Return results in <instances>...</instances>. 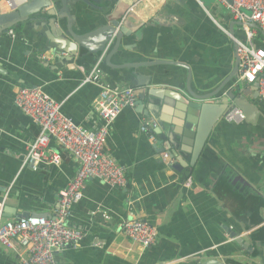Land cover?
Segmentation results:
<instances>
[{"label":"crops","instance_id":"obj_1","mask_svg":"<svg viewBox=\"0 0 264 264\" xmlns=\"http://www.w3.org/2000/svg\"><path fill=\"white\" fill-rule=\"evenodd\" d=\"M104 1L101 6L71 1L70 9L75 16L73 30L82 34L108 24V17L121 18L128 5L136 7L130 34L122 37L120 49L109 60L106 51L99 58L78 52L75 59L65 52L51 53L55 47L68 49L76 44L70 40L67 44L46 21H28L12 28L14 35L11 29L0 35V201L5 218L17 219L27 212L54 216L60 192L80 167L79 160L54 139L48 151L61 156L59 165L40 164L34 170L25 162L27 146L40 130L16 105L17 92L26 86L42 88L63 103L64 114L92 130L102 124L95 110L101 86L132 87L138 94L145 92L144 110L137 105L125 107L111 125L104 148L127 169V182L111 187L99 179L88 181L67 221L85 236L79 245L56 253L58 264H203L208 260L264 264V177L247 158L252 124L246 118L241 123L228 121L225 113L213 127L203 164L181 172L163 157L166 146L153 132L160 120L146 113L150 100H156L158 109L152 110L159 116L158 102L166 93L186 91V67L196 92L219 90L238 61L235 43L223 28L230 32L235 23V36L243 39L240 24L227 8L221 10V3L209 7L203 0ZM158 61L176 63L151 64ZM93 74L96 81H89ZM241 82L244 100L254 110L249 118L261 116L264 121V98L252 90V84ZM225 92L212 98L213 112L224 113ZM167 106L172 112L173 107ZM147 123L155 140L141 130ZM128 219L156 226L157 242L144 247L129 239L121 226ZM235 233L239 237H232ZM18 261L16 251L0 245V264Z\"/></svg>","mask_w":264,"mask_h":264},{"label":"built area","instance_id":"obj_2","mask_svg":"<svg viewBox=\"0 0 264 264\" xmlns=\"http://www.w3.org/2000/svg\"><path fill=\"white\" fill-rule=\"evenodd\" d=\"M24 2L26 0H1L0 10L12 12ZM218 2L228 8L234 20L241 23L244 32L242 40L223 28L237 44L239 80L249 84L257 82L259 93L264 98V47L255 42L257 39L264 42V0H232V4L227 0ZM251 24H257L258 28ZM9 32L15 34L12 29ZM88 79L96 81L97 77L93 74ZM137 99V92L132 87L120 89L103 84L95 101V110L102 124L90 130L64 114L63 103L52 98L42 88L26 86L17 92L16 105L40 130L27 146L25 162L34 170L40 164L59 165L61 156L48 151L53 139L80 162L75 177L60 192V205L52 217L31 215L8 219L4 216V202L0 201V245L19 254L18 264H58V251L79 245L85 234L68 226L67 221L73 204L83 198L89 180L99 179L111 187L126 184L127 169L107 154L104 148L113 122L125 107H135ZM225 118L241 123L246 115L241 108L234 106L227 111ZM141 130L151 133L150 137L155 140L148 123L143 124ZM163 157L170 159L168 152H163ZM121 226L129 239L144 247H150L158 240L157 227L147 220L128 219Z\"/></svg>","mask_w":264,"mask_h":264},{"label":"water","instance_id":"obj_3","mask_svg":"<svg viewBox=\"0 0 264 264\" xmlns=\"http://www.w3.org/2000/svg\"><path fill=\"white\" fill-rule=\"evenodd\" d=\"M71 1L75 2L79 0H26V2L21 4L15 11L1 12L0 10V35L14 27L22 26L28 21H46L47 26L58 34L59 37L67 41L70 40L76 44V47H70L68 49L64 47H55V50H50L51 53L60 56L65 52L75 59L78 52L81 56L93 54L99 58L106 51L107 60L112 58L113 54L121 47L122 37L130 34L128 29L132 28L129 24L136 18V11L134 10L136 7L128 5L124 11L125 13L122 14V19L108 17V24L102 25L97 30L79 34L73 30V20L75 16L70 9ZM83 1L92 6H101L105 4L104 0ZM227 1L232 4V0ZM58 4H60V8ZM64 22H66L67 30L63 28ZM236 23L241 26L240 22ZM234 24L230 27V33L232 35H235ZM55 26H57V28ZM251 26L258 28L257 24H251ZM112 37H114V44L111 48L112 44L109 46V43ZM255 42L258 46L264 47V42L261 40L257 39ZM66 43L69 44V41ZM235 48L237 49L236 43ZM36 52L40 53L41 51L39 49L36 50ZM38 59L40 60L41 57L38 56ZM159 63L176 62L158 61L151 64ZM186 68L189 71L186 91L182 90L179 92L180 95L166 93L158 102L160 106L159 116L153 114L152 110L154 107L158 109L156 100H150V105H148L146 110L148 115H154L156 120H160V122H158L159 125L153 129V132L157 135L159 144H164L166 146V148H163V151L169 153L170 159L173 161V167L183 172L187 168L192 171L197 163L203 164V151L207 149V142L213 127L217 124L221 116H224L231 108V104H234L244 111L246 115L245 121L252 125L259 123L257 128L251 125L252 142L249 144L251 149L247 158L249 157L251 160L249 164L253 166V169L264 177V121H260L259 118H261V116L256 119L254 117L249 118V113L254 110H252L250 103L244 100L246 97L245 85L239 79L237 80V78H239V61H237L233 72L221 84L219 90L211 94H199L192 89L190 68ZM223 89H227L224 101L226 108L223 114L220 113V110L215 113L211 109L212 98L216 96L219 97L218 95ZM252 90L257 94L259 93L257 82L252 84ZM144 100L145 92L138 94V104L136 105L142 107L143 110ZM164 105H166V107H164ZM167 105L173 107L172 112L168 109ZM31 215L32 214L27 212L23 217H29ZM35 215L43 216V214ZM229 232L234 233L233 231ZM232 237L239 236L235 233ZM237 240L242 246H246L247 242H245L243 238H238ZM203 264L224 263L218 262V260H208Z\"/></svg>","mask_w":264,"mask_h":264},{"label":"rangeland","instance_id":"obj_4","mask_svg":"<svg viewBox=\"0 0 264 264\" xmlns=\"http://www.w3.org/2000/svg\"><path fill=\"white\" fill-rule=\"evenodd\" d=\"M203 1H205L206 4H207V6H209V7H210L211 5H213V2H215V3H219L218 0H203ZM222 8H223V9H222ZM222 8H221V10L224 11V10H226L227 7L222 5ZM227 10H228V8H227ZM227 10H226V11H227Z\"/></svg>","mask_w":264,"mask_h":264}]
</instances>
